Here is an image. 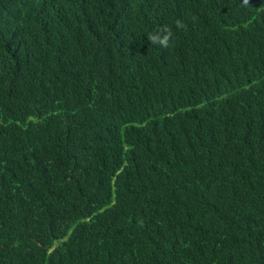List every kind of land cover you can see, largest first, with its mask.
<instances>
[{"label": "trees", "instance_id": "1", "mask_svg": "<svg viewBox=\"0 0 264 264\" xmlns=\"http://www.w3.org/2000/svg\"><path fill=\"white\" fill-rule=\"evenodd\" d=\"M0 264H264V0H0Z\"/></svg>", "mask_w": 264, "mask_h": 264}, {"label": "clouds", "instance_id": "2", "mask_svg": "<svg viewBox=\"0 0 264 264\" xmlns=\"http://www.w3.org/2000/svg\"><path fill=\"white\" fill-rule=\"evenodd\" d=\"M175 27L177 30L185 27L181 20L175 21ZM174 38V33L168 25H163L155 30L153 33L149 34L148 40L151 44L158 47L167 49L172 46V41Z\"/></svg>", "mask_w": 264, "mask_h": 264}]
</instances>
